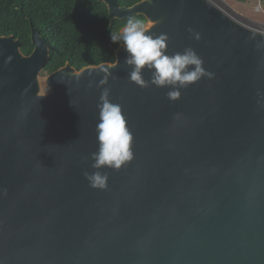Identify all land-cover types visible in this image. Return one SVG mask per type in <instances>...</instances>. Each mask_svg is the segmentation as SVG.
I'll return each instance as SVG.
<instances>
[{
	"label": "water",
	"instance_id": "water-1",
	"mask_svg": "<svg viewBox=\"0 0 264 264\" xmlns=\"http://www.w3.org/2000/svg\"><path fill=\"white\" fill-rule=\"evenodd\" d=\"M99 3L111 26L143 16L169 55L190 47L213 75L173 102L130 82L121 45L114 63L43 80L41 32L30 56L0 37V264H264V34L209 0ZM105 77L134 157L98 190L84 172Z\"/></svg>",
	"mask_w": 264,
	"mask_h": 264
},
{
	"label": "clouds",
	"instance_id": "clouds-1",
	"mask_svg": "<svg viewBox=\"0 0 264 264\" xmlns=\"http://www.w3.org/2000/svg\"><path fill=\"white\" fill-rule=\"evenodd\" d=\"M189 31L194 39H201L199 33L191 29ZM110 39L113 44H123L127 53L124 64L130 69V82L141 87L168 88L167 98L170 101L181 98V89L213 75L206 71L203 60L190 47L169 55L167 49L170 37L166 33L151 34L146 22L141 19L129 18L120 30L110 31ZM8 59L11 60V57ZM145 70L151 73L150 82L144 79ZM107 83V77L99 82L101 87ZM109 97L110 89L103 87L96 124L98 149L90 156L93 171L84 172L89 186L98 190L108 187L109 176L103 171L105 168L120 170L134 157L133 135L127 127L122 107L111 102Z\"/></svg>",
	"mask_w": 264,
	"mask_h": 264
},
{
	"label": "trees",
	"instance_id": "trees-1",
	"mask_svg": "<svg viewBox=\"0 0 264 264\" xmlns=\"http://www.w3.org/2000/svg\"><path fill=\"white\" fill-rule=\"evenodd\" d=\"M130 8L143 0H117ZM147 23L143 16L135 17ZM127 20L111 26L105 4L99 0H0V37L14 36L22 53L30 56L33 25L49 45L50 59L43 75H50L70 64L81 71L114 63L115 52L123 45L113 44L110 31L120 30Z\"/></svg>",
	"mask_w": 264,
	"mask_h": 264
},
{
	"label": "rangeland",
	"instance_id": "rangeland-1",
	"mask_svg": "<svg viewBox=\"0 0 264 264\" xmlns=\"http://www.w3.org/2000/svg\"><path fill=\"white\" fill-rule=\"evenodd\" d=\"M235 22L264 34V0H209ZM46 76L42 74L44 80ZM45 93L48 89L45 87Z\"/></svg>",
	"mask_w": 264,
	"mask_h": 264
}]
</instances>
